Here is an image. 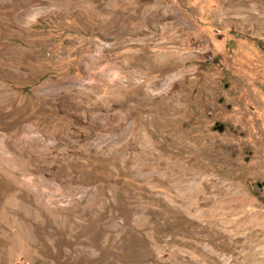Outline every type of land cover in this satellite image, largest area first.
<instances>
[{
	"label": "rangeland",
	"instance_id": "1",
	"mask_svg": "<svg viewBox=\"0 0 264 264\" xmlns=\"http://www.w3.org/2000/svg\"><path fill=\"white\" fill-rule=\"evenodd\" d=\"M0 264H264V0H0Z\"/></svg>",
	"mask_w": 264,
	"mask_h": 264
},
{
	"label": "water",
	"instance_id": "2",
	"mask_svg": "<svg viewBox=\"0 0 264 264\" xmlns=\"http://www.w3.org/2000/svg\"><path fill=\"white\" fill-rule=\"evenodd\" d=\"M219 129H220V131H223V130H224V127H223V126H221Z\"/></svg>",
	"mask_w": 264,
	"mask_h": 264
}]
</instances>
